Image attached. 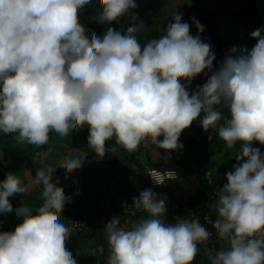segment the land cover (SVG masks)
Wrapping results in <instances>:
<instances>
[{
    "label": "clouds",
    "instance_id": "clouds-1",
    "mask_svg": "<svg viewBox=\"0 0 264 264\" xmlns=\"http://www.w3.org/2000/svg\"><path fill=\"white\" fill-rule=\"evenodd\" d=\"M87 3L0 0V131L18 133V143L40 147L52 130L63 138L87 124L89 146L99 157L113 138L130 153L145 140L176 150L183 147L178 143L182 131L201 112L205 131L217 127L222 117L214 106L223 102L231 118L219 126V137L229 149L240 142L236 160L244 162L226 174L228 182L216 202L219 218L212 222L228 247L214 255L205 251L210 264H264V155L251 147L253 141L264 145L261 30L251 33L257 43L247 55L227 56L190 95L180 81L190 84L204 70L211 71L215 54L199 35H190L180 14L173 15L164 35L142 48L135 35L144 28L142 22L128 27L127 34L109 27L102 37L86 35L78 9ZM101 3V23L116 21L136 7L134 0ZM83 160V154L66 158L59 167L72 172ZM55 168L47 165L36 172L34 183L43 185L36 214L27 205L16 208L23 222L0 233V264H76L66 246L70 229L59 215L70 198L52 182ZM25 192L21 179L9 172L0 181V213L12 212L9 197ZM132 208L147 217L129 221L128 229L119 217L105 225L108 264H192L198 244H207L211 236L195 218L167 224L165 200L151 189L133 197Z\"/></svg>",
    "mask_w": 264,
    "mask_h": 264
},
{
    "label": "rangeland",
    "instance_id": "rangeland-1",
    "mask_svg": "<svg viewBox=\"0 0 264 264\" xmlns=\"http://www.w3.org/2000/svg\"><path fill=\"white\" fill-rule=\"evenodd\" d=\"M134 3L136 7L130 9L128 14L111 23H101L99 22L103 12L101 0H89V3L78 9V20L85 27L86 35L89 37L92 33L102 37L109 27L121 34H127L128 27L142 22L144 28L135 35L143 48L150 39H154L155 33L164 35L167 25L174 22L173 15L180 14L181 23L189 25L190 35L194 37L199 35L203 42L212 46L211 51L215 54L211 71L204 70L194 77L190 84L185 79L180 81L190 95L199 91L210 76L219 70L227 56L238 58L252 50L257 43V40L251 37L254 30L260 29L264 35V27H259L264 17L251 12L250 0H134ZM133 16L137 19L133 20ZM194 21L203 25V32L198 31ZM211 25H214V31L210 29ZM233 47L237 49L235 53L231 52ZM214 107L222 117L216 128H209L208 131L203 129L201 120L204 113L201 112L200 116L182 131L178 141L183 145L182 148L159 149L150 140H145L134 152L139 164L120 151H111V148H106L105 155L99 157L89 145H71L70 135L61 138L56 134L46 145L37 147L28 144L27 141L18 143V133L5 134L0 131V181L6 179L7 174L12 172L21 179L26 188L24 194L18 193L9 197L13 211L0 213V233L12 232L23 222L24 217L16 215V208L27 205L35 215L43 203L41 197L43 185L34 183L35 177L26 164L28 157L36 171L47 165L56 167L51 174L52 182L62 188L65 196L70 198L59 215L60 222L70 229L66 246L76 264H108L111 250L105 225L111 219L99 220L102 227L95 232L93 238L81 239L73 234L91 232L93 226L90 219L95 212L104 214L115 212L121 226L130 228L129 221L147 217L143 211L134 209L136 213L131 214L129 210L133 206V197H138L141 191L148 189L156 193L158 198L165 200L164 216L166 213L172 215V218H165L167 224L197 219L194 211L204 208L207 224L205 229L213 231L207 247L214 254L216 251L226 249L227 242L219 238L212 223L219 218L216 208L218 192L228 182L226 174L234 171V165L242 164L244 161L236 160L241 143L238 142L233 149L226 148L218 134L219 126L231 118L230 109L223 102ZM80 128L87 136L89 135L87 124ZM202 130L206 132V144L202 143ZM251 147L259 148L264 155V145L258 141H253ZM202 152L204 164H213L215 170H206L200 166L198 161ZM81 154L84 156L81 167L72 172L59 167L66 158ZM148 167L176 169L179 173L178 178L153 188L147 181ZM177 203L181 207L172 211V206ZM219 241H222L220 246ZM207 247L198 244L200 251L192 264H197L196 260L199 257L207 258L208 252L205 251Z\"/></svg>",
    "mask_w": 264,
    "mask_h": 264
},
{
    "label": "trees",
    "instance_id": "trees-1",
    "mask_svg": "<svg viewBox=\"0 0 264 264\" xmlns=\"http://www.w3.org/2000/svg\"><path fill=\"white\" fill-rule=\"evenodd\" d=\"M249 7L251 9V12L254 13L255 15H259V16L262 15L264 17V0H250V6ZM259 27L260 28L264 27V20L262 22H260ZM210 29L214 31V29H215L214 25H211ZM160 36L161 35H159L158 33H155L154 39H158V38H160ZM56 134L57 133L54 130L50 131L49 132V140H48V142ZM201 134H202V143L206 144V132L204 130H202ZM69 135H70V144L71 145H75V144L89 145L88 139H87L88 136L85 134V132L81 128H77V129L71 131L69 133ZM105 147L106 148H111V149L115 148L117 151H120V152L126 154L130 159H134V162L138 163L137 159L135 158V153L134 152L130 153L127 150H125L123 147L115 145V138H113L112 140L107 141ZM204 149H205V147L202 150L203 152H204ZM203 152H202V155H200L198 163L200 164V166H202L206 170H211V169L215 170L213 168L214 167L213 164H211V163H209L207 165L204 164ZM26 160H27V162H26L27 167L29 168V170L32 173V175H34V177H36V172L37 171H36L34 165L32 164V161L28 157H27ZM188 210L190 211V209H188ZM194 213H195V217L199 220L200 224L203 227L207 228V224H205V215H206L205 209L204 208L196 209L194 211ZM166 214L167 215L164 216L165 218L166 217H169V218L171 217L172 218V215H170L168 213H166ZM122 218H124V217H122ZM91 225L93 226V230L91 232H89V233L76 232L75 234H73V236H75L76 238H81V239L93 238L95 236V232L98 229H100L102 226H101V223L99 221H92ZM221 242L222 241H219V243H218L219 246H220ZM208 243H209V241L207 242V244ZM201 245L204 246V247H207L206 244H201ZM217 248H221V247H217ZM208 249L211 252V254L214 255V253H212V250H210V248H208ZM208 254H207V258L206 259H203L202 257H199L196 260V263L197 264H209L210 261L208 259Z\"/></svg>",
    "mask_w": 264,
    "mask_h": 264
},
{
    "label": "built area",
    "instance_id": "built-area-1",
    "mask_svg": "<svg viewBox=\"0 0 264 264\" xmlns=\"http://www.w3.org/2000/svg\"><path fill=\"white\" fill-rule=\"evenodd\" d=\"M146 174H147L150 186L153 188H157L163 185L164 183H166L167 181H172V180L177 179L179 173L176 169H173V168L148 167L146 169ZM180 207L181 205L177 203L172 206V211L177 210ZM137 211H142V210H137ZM129 212L133 214V213H136V210H134V208H131ZM116 216L117 215L115 212L106 213V214H104L103 212L101 213L95 212L92 215V218L90 220L91 222L99 221V220L108 221L109 219H113V217H116ZM208 232L211 233V236L213 235L212 230H209Z\"/></svg>",
    "mask_w": 264,
    "mask_h": 264
}]
</instances>
